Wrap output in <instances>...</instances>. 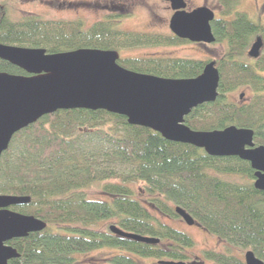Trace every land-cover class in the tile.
<instances>
[{
    "label": "trees",
    "instance_id": "1",
    "mask_svg": "<svg viewBox=\"0 0 264 264\" xmlns=\"http://www.w3.org/2000/svg\"><path fill=\"white\" fill-rule=\"evenodd\" d=\"M218 1L222 10L211 22L215 42L225 46L216 64L218 95L214 102L194 108L184 123L195 131L251 129L255 145H264V25L237 11L240 0ZM121 17L111 14L89 27L81 19L27 15L13 20L0 2V43L54 54L188 42L173 34L120 30ZM256 37L262 38L263 47L259 57L251 59L247 50ZM117 62L141 74L190 79L210 60L119 55ZM0 72L26 75L3 60ZM243 88L251 92L247 101L228 97ZM254 180L246 161L209 156L203 149L167 141L148 128L128 124L124 116L103 110L56 111L14 134L1 155L0 194L30 199L10 210L46 223L41 232L8 243L19 254L8 264H73L76 255L105 248L116 251L107 264H138L139 259L186 263L193 239L160 219H179L176 207L209 235L250 249L264 262V192L254 188ZM108 220L126 233L159 242L120 237L109 227L96 229ZM197 260L195 264H244L240 257L212 250H204Z\"/></svg>",
    "mask_w": 264,
    "mask_h": 264
},
{
    "label": "water",
    "instance_id": "2",
    "mask_svg": "<svg viewBox=\"0 0 264 264\" xmlns=\"http://www.w3.org/2000/svg\"><path fill=\"white\" fill-rule=\"evenodd\" d=\"M173 11L169 30L191 43L212 44L214 12L205 7L186 11V0H163ZM263 47L256 37L247 56L256 59ZM116 50L76 49L54 54L42 48L0 43V60L21 69L26 75L0 72V158L14 134L40 118L60 110H103L124 116L133 126L148 128L167 141L203 149L213 157H237L254 170V188L264 192V145H255L251 129L229 126L222 130L195 131L184 118L200 105L212 103L218 95L219 72L214 61L206 63L200 75L190 79H168L141 74L118 64ZM243 98V94L239 95ZM28 197L0 194V264L19 257L8 243L41 232L46 223L10 207L24 205ZM175 213L188 226L195 220L179 207ZM109 231L138 242L157 244L156 238L126 233L116 225ZM244 264H264L252 250ZM160 264H186L161 261Z\"/></svg>",
    "mask_w": 264,
    "mask_h": 264
},
{
    "label": "rangeland",
    "instance_id": "3",
    "mask_svg": "<svg viewBox=\"0 0 264 264\" xmlns=\"http://www.w3.org/2000/svg\"><path fill=\"white\" fill-rule=\"evenodd\" d=\"M0 2L8 7L9 15L13 20L27 15H37L46 20L81 19L85 26L89 27L108 15L117 14L122 16L118 22L120 30L172 35L168 24L173 12L169 3L163 0H0ZM186 2L189 9L197 6L209 7L215 13L216 18L222 10L218 0H186ZM237 11L247 14L253 21L264 25V0H240ZM118 53L123 58L178 57L217 62L224 56L225 46L223 43L216 42L212 44L185 42L174 46L134 47ZM261 75L264 77V72ZM241 93L244 94L242 102L247 101L251 94L249 89L243 88L231 93L228 97L238 102ZM129 185L136 190L141 187V185ZM160 219L175 229L185 232L193 239L195 245L187 252L189 257V260L185 261L187 264H195L194 262L200 259L204 250L235 255L242 260L244 253L250 250L225 244L217 237L206 233L198 225H186L181 218L169 220L160 217ZM110 225H114L113 220L99 223L96 229L107 230ZM115 253V250L107 248L94 250L76 255L73 264H107L108 258ZM138 264L158 263L152 259H139ZM203 264L213 263L204 261Z\"/></svg>",
    "mask_w": 264,
    "mask_h": 264
},
{
    "label": "flooded vegetation",
    "instance_id": "4",
    "mask_svg": "<svg viewBox=\"0 0 264 264\" xmlns=\"http://www.w3.org/2000/svg\"><path fill=\"white\" fill-rule=\"evenodd\" d=\"M165 2V1H164ZM168 3V2H167ZM170 6V5H169ZM197 7H201V6H197ZM197 7H195V8H197ZM205 7H207V6H205ZM195 8H193V9H195ZM207 8H209V7H207ZM193 9H189L188 8V3L186 2V8H185V10L186 11H191V10H193ZM210 9V8H209ZM173 12V11H172ZM214 15H215V13H214ZM216 18V17H215ZM169 25V24H168ZM217 64V62H215V65ZM11 143V142H10ZM10 145V144H9ZM1 159V158H0Z\"/></svg>",
    "mask_w": 264,
    "mask_h": 264
}]
</instances>
